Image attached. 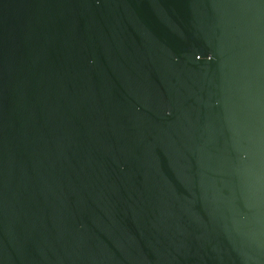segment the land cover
<instances>
[{
	"label": "water",
	"instance_id": "95a60500",
	"mask_svg": "<svg viewBox=\"0 0 264 264\" xmlns=\"http://www.w3.org/2000/svg\"><path fill=\"white\" fill-rule=\"evenodd\" d=\"M0 264H264V0H0Z\"/></svg>",
	"mask_w": 264,
	"mask_h": 264
}]
</instances>
